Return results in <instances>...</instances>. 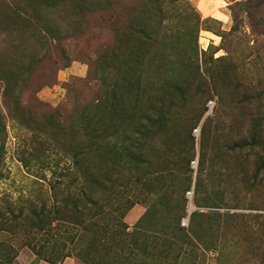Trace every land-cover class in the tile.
I'll use <instances>...</instances> for the list:
<instances>
[{
  "label": "rangeland",
  "instance_id": "1",
  "mask_svg": "<svg viewBox=\"0 0 264 264\" xmlns=\"http://www.w3.org/2000/svg\"><path fill=\"white\" fill-rule=\"evenodd\" d=\"M217 2L0 0V264H264V0Z\"/></svg>",
  "mask_w": 264,
  "mask_h": 264
},
{
  "label": "trees",
  "instance_id": "2",
  "mask_svg": "<svg viewBox=\"0 0 264 264\" xmlns=\"http://www.w3.org/2000/svg\"><path fill=\"white\" fill-rule=\"evenodd\" d=\"M112 62H114L113 59H111L110 63L108 64V67H110L111 65L113 66ZM124 89H125V91L127 93H130L128 88L125 87ZM205 110H206V106H205ZM88 114H89V110L87 109L85 111V113L83 114L85 119H86V122L89 120ZM194 129H196V127H194L192 130H194ZM77 131L80 134L81 138H78L79 141L77 142L76 153L80 154V155H83V156L85 155L86 157L92 156L93 155L92 150H95L97 148V146H99V145H101L103 143H106V142L108 143V141L110 139V138H106V134L108 133L106 126L104 127L103 125H100V126L97 125V127L94 128L91 125V127H90L89 126V121L87 122L85 127H80L79 130H77ZM90 135L92 136L91 138H90ZM130 140H135V139L131 138ZM134 144H135V141H133V144L131 142V146H134ZM137 148H138V150H141V146L137 145ZM140 155H143V154H140ZM82 175H84V174H82ZM92 178H93V182L88 183L90 181V176L84 175V176H82V178H79V181H84V182H87L88 184H91V185L95 184V188L94 189L102 188L104 186L105 182H104L103 178L98 180L99 178H101L100 175H98V176L94 175V177H92ZM91 191L92 190H90L89 193H90V195L91 194L94 195V197L93 196H89L88 198H85V201L87 203L93 204L94 206L100 205L102 207L103 204L102 205L98 204L99 202H98V200L96 198V195L93 193V191L92 192ZM86 193L87 192H81V193L77 192V193H75V197L73 199H76L77 198L76 196H78L79 194H82V196H84ZM76 200H78V199H76ZM0 260H1V257H0ZM46 262H48V261H46ZM49 263L55 264L53 262H49Z\"/></svg>",
  "mask_w": 264,
  "mask_h": 264
},
{
  "label": "built area",
  "instance_id": "3",
  "mask_svg": "<svg viewBox=\"0 0 264 264\" xmlns=\"http://www.w3.org/2000/svg\"><path fill=\"white\" fill-rule=\"evenodd\" d=\"M205 106H206L205 115H208L209 113H211L212 108H213L212 101H210V100L207 101ZM197 132H198V130L194 129L193 130V135H197ZM194 166H195V161L191 160L190 167L194 168ZM186 199H188L190 201V199H191V192L190 191L186 192ZM188 208H190V209H188ZM188 208H187V215H185L184 217L181 218L180 223H181L182 226H187L188 225L189 215H190V212L193 210V206L191 205L190 202L188 204Z\"/></svg>",
  "mask_w": 264,
  "mask_h": 264
},
{
  "label": "crops",
  "instance_id": "4",
  "mask_svg": "<svg viewBox=\"0 0 264 264\" xmlns=\"http://www.w3.org/2000/svg\"><path fill=\"white\" fill-rule=\"evenodd\" d=\"M198 1H200V0H198ZM205 1L208 4V9L209 10L203 11L201 9V11L203 12L204 15H209V14L214 15L212 13V11H213V8L216 9V5L218 4L217 0H205ZM216 10L220 11L219 9H216ZM221 14L224 15L222 12H221ZM214 17H217V16L214 15ZM217 19L221 20L222 18H220V16H219ZM37 264H52V263H49V262H46V261H40ZM60 264H71V263H69L67 261H64V262H62Z\"/></svg>",
  "mask_w": 264,
  "mask_h": 264
},
{
  "label": "bare ground",
  "instance_id": "5",
  "mask_svg": "<svg viewBox=\"0 0 264 264\" xmlns=\"http://www.w3.org/2000/svg\"><path fill=\"white\" fill-rule=\"evenodd\" d=\"M190 209V208H189Z\"/></svg>",
  "mask_w": 264,
  "mask_h": 264
}]
</instances>
